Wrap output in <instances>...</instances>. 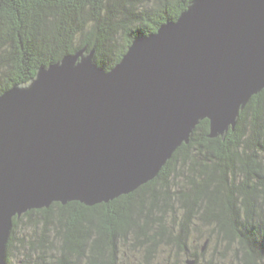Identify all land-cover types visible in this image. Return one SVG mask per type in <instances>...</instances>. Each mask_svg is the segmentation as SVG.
I'll return each instance as SVG.
<instances>
[{"label":"water","instance_id":"1","mask_svg":"<svg viewBox=\"0 0 264 264\" xmlns=\"http://www.w3.org/2000/svg\"><path fill=\"white\" fill-rule=\"evenodd\" d=\"M94 53L0 95V264L15 217L108 203L157 177L201 120L212 138L235 129L264 89V0H193L108 71Z\"/></svg>","mask_w":264,"mask_h":264},{"label":"trees","instance_id":"2","mask_svg":"<svg viewBox=\"0 0 264 264\" xmlns=\"http://www.w3.org/2000/svg\"><path fill=\"white\" fill-rule=\"evenodd\" d=\"M192 1L0 0V95L85 47L95 49L94 61L108 71L135 39L176 20ZM209 131V119L201 120L159 175L129 194L94 206L55 202L15 217L5 264L20 220L33 214L42 217L44 230L60 223V255L40 264H119L120 241L131 234L149 246V255L161 242L187 250L197 221L236 246V264H264V89L241 110L235 129L214 138ZM180 166L190 184L172 192ZM178 209L181 219L168 225L165 217ZM192 256L198 263L200 254Z\"/></svg>","mask_w":264,"mask_h":264},{"label":"rangeland","instance_id":"3","mask_svg":"<svg viewBox=\"0 0 264 264\" xmlns=\"http://www.w3.org/2000/svg\"><path fill=\"white\" fill-rule=\"evenodd\" d=\"M178 176L171 180V191L175 192L183 187H189V179L186 168L178 167ZM182 212L178 209L175 214L169 212L165 217L168 225H176L181 219ZM175 218L177 221L175 222ZM42 217L38 214H33L32 218L24 217L20 220L15 231L16 240L9 251V264H40L43 261H54L60 255V245L62 241L57 236V228L60 223L55 220V225H51L50 230H44L42 224ZM197 221L196 227L192 230L188 241L187 250H181L177 244H167L165 242L159 243L149 255V246L147 244H136L134 235H128L126 239H122L119 244V264H188L187 260H196V264H236L238 259L236 257V246L228 247L222 242L217 232L205 225L200 226ZM47 242V248L42 244L44 234ZM26 244L23 246L22 240ZM210 240L207 247L202 251L205 241ZM53 243V245L51 244ZM52 246V247H50ZM46 252L43 253V250ZM194 252L200 254L198 263L197 259L192 256ZM45 255V259L41 258ZM151 256V258H150ZM55 257V258H54ZM150 258V259H149ZM53 259V260H52ZM76 264H86V260H78Z\"/></svg>","mask_w":264,"mask_h":264}]
</instances>
